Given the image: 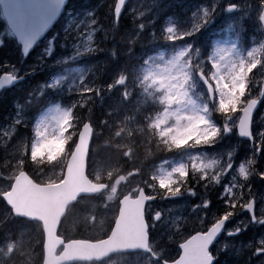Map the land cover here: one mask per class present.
Instances as JSON below:
<instances>
[{
    "label": "snow or ice",
    "instance_id": "snow-or-ice-1",
    "mask_svg": "<svg viewBox=\"0 0 264 264\" xmlns=\"http://www.w3.org/2000/svg\"><path fill=\"white\" fill-rule=\"evenodd\" d=\"M256 5L257 19L264 23V0H256ZM111 7L114 21L111 38L115 44L126 45L127 52L131 55L138 43L143 46L141 33L151 22L140 19L144 16L143 13L137 17V10L130 0H113ZM238 7L235 3L226 6L228 11H234ZM29 10L40 13L43 20L54 11V0H31L27 9L19 3H13L9 13L21 29L26 26ZM125 10L132 17L131 28L125 27L120 19ZM215 11L214 6L198 8L196 14L199 23L189 31L180 32L172 25L162 27L159 36L155 33L152 35L157 39L172 42L186 40L202 27H206ZM96 23L97 21L93 20V24ZM210 39L211 36L207 32L201 33L202 45L206 46ZM115 44L111 61L114 68L107 73L109 81L105 83L97 78L90 82L86 75H79L73 87L77 98L71 106L58 112L53 118V132L50 133L46 127L37 125L36 142L32 143L30 148L23 140L13 144L12 134L4 133L8 138L0 141L2 159L13 162L12 173L0 176V180L6 184L5 188L0 189V202L12 220L8 230L12 231L19 224V218H23L24 222H37L33 217L17 212L10 203L8 194L13 191L18 176H31L29 166L47 158V153H43L42 149L51 143H59L63 147L56 159L72 157L73 154L77 157L83 156L85 175H88L101 153L106 154L107 159L115 161L122 168V173L117 172L112 179V184L120 180V183L116 184L119 196L107 235L111 234V228L116 227L119 202L127 197L139 202L149 239L154 241L157 239L156 229L168 224L169 214L173 212V207H156L157 201H169L175 207L180 203L177 198L190 199L200 196L199 189L206 192L210 185L219 184L222 177L236 171L238 182L226 185L220 197L226 206L222 213L214 212L213 202L207 196H202L198 202L193 201L191 204V212L199 214L196 218L200 227L195 229L194 233L210 234V239L205 244L206 264H220L218 246L219 251H226L229 247L225 237L236 236L247 230L243 223L235 228L227 226L226 222L231 217L238 212L249 211L252 217L249 223L264 225V209L259 215L256 214V198L252 192L253 178L264 181V127L253 126L254 121L258 122V105H264V79H257L256 76L258 70L264 72V55H261L264 53V46L261 47L259 55L258 50L254 48L247 53L246 58L238 61L229 59L226 50L217 49L215 58L209 57L206 66L203 61H196L197 53L193 51L192 45L188 44L184 51L170 60L164 61L161 55V64L153 63L155 58H149L141 66L138 63H117ZM0 46H3L2 41ZM97 50L104 49L94 48L92 35L89 34L84 51L93 53ZM24 51H28L27 44ZM194 75L207 87L208 102L202 105H197L190 96V81ZM5 78L8 81L16 79L11 74ZM3 82L0 81V84ZM114 90L118 91V96L111 95ZM138 90H143L144 95L141 96ZM148 100L158 103L161 110L155 115H144L142 120H138L141 107ZM97 103L104 106V116L98 122L95 116ZM213 112L222 118L221 123L217 124L211 118ZM259 119L264 120V111L260 112ZM15 123L19 124L20 121ZM237 137L245 144L251 142L252 151L249 154L242 150L245 160L235 170L231 160L218 168L219 161H206L200 156H193L189 163H180L171 170L161 167L145 172V162L159 152L188 146H211L219 140L231 144ZM63 174L66 175V171ZM112 184L106 185L101 191L111 189ZM124 185H127L126 191H122ZM90 194L92 193H81V197ZM260 199H264V195ZM185 219L186 217L181 216L178 221L172 222L179 223ZM4 238L5 233L0 231V240ZM251 247L253 255L261 257L260 264H264V239L257 240ZM180 252L181 246H178L175 257L169 258L155 249L145 250L148 264H176Z\"/></svg>",
    "mask_w": 264,
    "mask_h": 264
},
{
    "label": "rangeland",
    "instance_id": "rangeland-1",
    "mask_svg": "<svg viewBox=\"0 0 264 264\" xmlns=\"http://www.w3.org/2000/svg\"><path fill=\"white\" fill-rule=\"evenodd\" d=\"M220 1L221 6H219ZM70 2L68 9L51 34L49 32L43 39L44 41L42 40L36 46V50L31 53L28 60L20 58L19 63H15L17 54H20L19 48L0 16V41L3 42V46H0V73L13 72L11 67H14L16 74H19L21 78L17 84L10 88L12 90L7 89L8 91H4L0 96V141L8 138L4 136V133L8 132L12 134L13 144L18 140H23L30 148L31 144L36 142L37 125L46 127L50 133L53 132V118L58 112H62L73 104L77 98L73 91L74 82L78 80L79 75H86L90 82L97 78L101 82L109 81L107 73L114 68L111 63L112 50L108 48L105 51L97 50L88 53L84 51V48L89 34L92 35L94 48L104 49L108 45L107 41L113 47L112 34L107 32V29L114 28L112 27L114 23L109 25L107 21L109 14L112 13L113 0H71ZM130 3L137 10V17L143 13L144 16L140 19L151 23L141 33L143 46L138 43L134 53L129 55L125 49L127 46L124 45L120 57L116 59L120 64L127 62L143 66V62L149 58H155L153 63L161 64L163 60L167 61L179 55L188 44H191L193 51L197 53L196 61H203L206 66L208 58H215L217 49L221 48L227 51L229 59L237 61L232 40L233 35L239 37L245 44L247 53L256 48L259 55L261 47L264 46V36L261 34L257 19L256 0H181V3L173 5L175 8L181 7V11L176 15H172L170 9H166V4L162 0H132ZM231 3L237 4L238 9L228 11L226 6ZM213 6L216 11L209 24L194 35L187 37L186 40L172 42L156 38L162 27L174 25L180 32L191 30L199 23L197 9ZM183 13L186 16L182 15ZM93 20H96L97 23L93 24ZM121 22L125 27H132V17L127 14V10L123 13ZM137 22L139 23V21ZM100 32L103 33L101 38L98 36ZM203 32H207L211 36L206 46L201 44V33ZM152 33H155L156 36H153ZM49 49H51V55H49ZM90 57H93L94 60H90ZM93 62L96 63V66H93ZM38 75H42L43 82L38 79ZM256 76L257 79H264L262 77L264 72L258 70ZM194 79L190 81L191 98L202 100L199 102L193 100L197 105L207 103L208 96L205 89L196 81L194 82ZM57 81L59 82L57 83ZM138 93L141 96L144 95L143 90H138ZM118 94V91L114 90L111 95L118 96ZM160 110L161 106L158 103L148 100L142 105L141 114L137 119L142 120L144 115H155ZM95 111L98 122L104 116V106L97 103ZM261 111H264V107L256 112L258 122L254 121V128L264 127V120L259 119ZM211 118L217 124L221 123L222 118L218 114L213 112ZM17 120L20 121L19 124L15 123ZM42 131L44 130L42 129ZM228 145L225 146L224 140H219L211 146L195 148L188 146L167 152L162 151L156 154L155 159L151 158L145 162V172L158 170L161 167L164 170H171L172 167L178 166L180 163H189L193 156H200L206 161H219L218 168L231 160L235 170L241 160H245L242 150L250 154L252 144H245L237 137L234 143ZM219 146H221V150H219ZM62 151L63 147L59 143L46 145L42 152L47 153V158H42L34 165L29 166L31 176L38 179L41 184H56L61 181L67 158L56 159V157ZM12 170L13 162L3 160L2 151H0V176L10 175ZM122 171L119 164L107 159L106 154L101 153L87 176L94 183L102 182L109 185L112 184L116 173H122ZM237 175L238 172L233 171L222 177L219 184L208 187L207 193L211 195V198H207L220 201V206L213 204L214 212L222 213L225 210L226 206L220 197L226 185L238 182ZM103 180L105 181L103 182ZM119 183L120 180H116L111 189L97 197L80 199L63 221L59 234L67 239L86 236L90 241H94L105 238L117 209L119 194L116 192V184ZM262 185H264V181H259L252 188L256 198L255 212L257 215L264 209V199H260L264 195ZM5 187L6 184L0 180V189ZM126 190L127 185L122 186V191ZM198 191L200 196L190 199L177 198L180 203L175 207L169 201L156 202V207H173V212L169 214V223L156 229L157 239L150 241L151 249H155L158 253L162 252L169 258H174L178 252V245L191 236L189 233H194V230L200 227L196 218L199 214L191 212L192 202H198L201 198L200 189ZM0 210L5 211L2 206H0ZM181 216L186 219L179 223L172 222L178 221ZM251 218L248 211L238 212L237 215L230 218L227 226L235 228L240 227L243 223L247 230L241 231L236 236L225 237V242L229 244V247L226 251H219L218 246L217 254L220 264H255L257 262L260 264L261 257L253 255L251 245H254L259 239H264V226L249 223ZM10 223L12 220L2 222V226L5 227L3 231L5 241L0 240V264H37L38 231L33 226L36 223L18 221L19 224L9 231ZM138 254L113 255L103 262L75 264H148L147 254Z\"/></svg>",
    "mask_w": 264,
    "mask_h": 264
},
{
    "label": "water",
    "instance_id": "water-1",
    "mask_svg": "<svg viewBox=\"0 0 264 264\" xmlns=\"http://www.w3.org/2000/svg\"><path fill=\"white\" fill-rule=\"evenodd\" d=\"M13 3H19L25 8L31 0H0V10L8 29L21 46L24 57L32 51L51 29L59 18L67 0H54V11L42 20L41 14L29 10L26 16V26L21 29L9 13ZM122 14V13H121ZM264 31V23H260ZM25 44L28 51H24ZM199 80L205 83L199 78ZM0 81V91L14 86L17 81H8L3 76ZM207 88V87H206ZM64 183L56 187L38 188L24 174L17 177L13 191L9 193V201L15 210L23 216L33 217L41 221L45 234L44 256L42 264H72L75 262L99 261L104 257L118 252L145 251L147 247L146 226L140 211L139 202L127 197L120 201L119 217L116 227L112 229L109 238L98 243L70 242L64 244L63 252L55 257V251L62 245V239L55 236L56 218L68 200L81 193H98L103 187L92 185L85 176L83 156L73 154L66 165ZM89 196V195H85ZM210 234H195L181 245V254L176 264H206L205 244Z\"/></svg>",
    "mask_w": 264,
    "mask_h": 264
},
{
    "label": "trees",
    "instance_id": "trees-1",
    "mask_svg": "<svg viewBox=\"0 0 264 264\" xmlns=\"http://www.w3.org/2000/svg\"><path fill=\"white\" fill-rule=\"evenodd\" d=\"M162 1L166 4V9H170L172 14H174L176 10L181 9V7L175 8V6H173L174 4L181 3V0H162ZM107 21H108V24L111 25L113 23V18H109ZM112 27H114V26H112ZM108 33L112 34V30H108ZM100 36H101V34H100ZM108 48L113 50V47H110L109 44H108L107 46H105L103 51H105ZM122 50H123V45L117 44V47L114 48V51H115V54H116V59H118L120 57V54L122 53ZM100 54H101V52H100ZM90 60H94V58L90 57ZM93 63H94V66H96V63L95 62H93ZM98 67L100 68V66H98Z\"/></svg>",
    "mask_w": 264,
    "mask_h": 264
},
{
    "label": "bare ground",
    "instance_id": "bare-ground-1",
    "mask_svg": "<svg viewBox=\"0 0 264 264\" xmlns=\"http://www.w3.org/2000/svg\"><path fill=\"white\" fill-rule=\"evenodd\" d=\"M50 34H51V32H50ZM44 41V40H43ZM96 112V111H95ZM73 208V207H72ZM257 262V261H256Z\"/></svg>",
    "mask_w": 264,
    "mask_h": 264
}]
</instances>
